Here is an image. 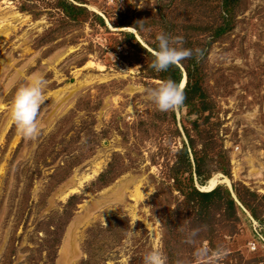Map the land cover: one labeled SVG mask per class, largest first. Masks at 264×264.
<instances>
[{
    "label": "rangeland",
    "instance_id": "rangeland-1",
    "mask_svg": "<svg viewBox=\"0 0 264 264\" xmlns=\"http://www.w3.org/2000/svg\"><path fill=\"white\" fill-rule=\"evenodd\" d=\"M161 33L192 55L156 71ZM165 79L184 100L161 112ZM68 233V264H264V0H0V264H64Z\"/></svg>",
    "mask_w": 264,
    "mask_h": 264
},
{
    "label": "clouds",
    "instance_id": "clouds-1",
    "mask_svg": "<svg viewBox=\"0 0 264 264\" xmlns=\"http://www.w3.org/2000/svg\"><path fill=\"white\" fill-rule=\"evenodd\" d=\"M156 41L157 47L151 65L156 71L166 70L170 65L192 55L190 49L173 46L171 39L163 33L156 36ZM45 84L42 75L33 72L26 83L17 87L12 97L9 116L17 132L26 141L34 140L41 134L38 112ZM147 95L161 112L177 108L184 100L183 86L171 79L162 80L156 87L148 89ZM194 254L199 258L208 256L209 252L206 248H197ZM166 259L161 250L151 249L144 254L142 264H166Z\"/></svg>",
    "mask_w": 264,
    "mask_h": 264
},
{
    "label": "bare ground",
    "instance_id": "bare-ground-1",
    "mask_svg": "<svg viewBox=\"0 0 264 264\" xmlns=\"http://www.w3.org/2000/svg\"><path fill=\"white\" fill-rule=\"evenodd\" d=\"M56 96V95H55ZM59 96V94H58ZM57 96V97H58ZM60 102H63L62 100ZM64 103V102H63ZM58 108V107H57ZM100 169V167H96L95 170H93V174L94 173H97L98 170ZM236 172V170L234 171ZM93 174L91 175H86L84 176V179H88L89 176H92ZM82 184V181L78 182V186L77 187H74L72 188V190H70V192L74 193L75 191H78L80 185ZM138 185H136L133 189V192H132V196L138 201V199L141 198V193L138 189ZM69 191V190H68ZM67 194V193H66ZM77 251V247H76V244L74 243L73 241V236L71 235V233H68L63 241V245H62V248L60 250V257L63 261L64 264H68L69 263V259L71 256H73L75 254V252Z\"/></svg>",
    "mask_w": 264,
    "mask_h": 264
}]
</instances>
